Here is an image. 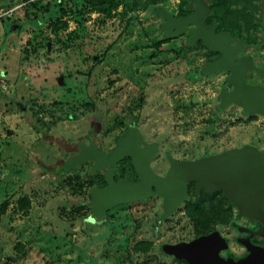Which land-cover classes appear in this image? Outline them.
Wrapping results in <instances>:
<instances>
[{"label":"rangeland","instance_id":"obj_1","mask_svg":"<svg viewBox=\"0 0 264 264\" xmlns=\"http://www.w3.org/2000/svg\"><path fill=\"white\" fill-rule=\"evenodd\" d=\"M99 1L0 0V264H182L160 246L194 239L192 223L181 208L158 223L160 197L90 218L87 181L100 174L87 177V163L74 172L61 165L91 136L107 153L134 126L157 146L149 165L159 176L165 155L264 150L263 117L217 110L225 74L200 75L208 56L198 42L186 48L184 34L162 36L154 9L175 17L185 0H112L109 17L98 14ZM261 39L257 29L237 56L260 68ZM246 82L264 86L252 72ZM227 204L221 194L212 201L213 226L238 255L232 237L244 222L232 208L221 223Z\"/></svg>","mask_w":264,"mask_h":264},{"label":"water","instance_id":"obj_2","mask_svg":"<svg viewBox=\"0 0 264 264\" xmlns=\"http://www.w3.org/2000/svg\"><path fill=\"white\" fill-rule=\"evenodd\" d=\"M186 2L188 14L182 17H174L162 8L154 9L161 20L159 30L162 36L167 38L184 34L182 46L189 48L200 42L206 50L217 54L199 73L206 77L225 74L223 83L229 90L218 91V111L234 106L244 116L264 118V86L246 82L249 72L264 79V62L257 68L250 55L237 56L243 41L226 32H215L217 24L214 21L205 24L209 11L203 0ZM260 24L262 39L258 51L264 50V3L260 10ZM93 138L88 140V144L79 142L76 153L61 165L64 171L74 172L79 166L90 164L87 177L101 172L104 187H93L88 192L90 200L87 206L93 221L103 220L106 212L114 207L158 196L161 199V213L157 222H162L189 199L188 186L193 184L194 197H198L200 191L207 195L221 193L235 210L236 219H246L259 227L252 231L237 228L238 232L247 234L246 238L235 239L245 250V255L241 257L228 253L227 241L217 230L187 242L163 244L160 246L161 252L185 264H264V248L249 242L252 236L264 238V150L244 145L195 160L181 161L165 155L168 168L163 176H159L152 172L149 165L158 148L155 144L144 143L134 126L128 127L116 139L115 147L107 153L98 150ZM124 158L130 161L135 181H114L112 169ZM221 252L226 256H220Z\"/></svg>","mask_w":264,"mask_h":264},{"label":"trees","instance_id":"obj_3","mask_svg":"<svg viewBox=\"0 0 264 264\" xmlns=\"http://www.w3.org/2000/svg\"><path fill=\"white\" fill-rule=\"evenodd\" d=\"M263 3L264 0H210L209 4L206 3L209 11V15L206 20L209 18L210 20H205V24L207 25L214 21L217 24L215 32H226L234 38L241 39L244 43L246 40L251 39L252 33H254L257 29H262L260 24V10ZM97 5L98 14L102 17H109L114 2L112 0H100ZM186 14H188L187 10H179L178 15L175 17H182ZM254 16L258 17V22L254 21ZM236 32L238 33L237 36L235 35ZM198 45L201 46L207 53L206 56H208V59L205 63H208L217 57V54L206 50L200 42H198ZM116 167H119L117 172L118 176H114V180H133L135 178L130 161L127 158L118 162ZM75 179L78 178L75 177ZM80 184L82 183L80 182ZM103 185L104 182L101 175L92 177L87 181V187L89 189L91 187H102ZM217 195H220V193L211 195L200 193L198 197H194L190 194L189 199L176 209L179 210L181 208L185 217H187L192 223L193 238L206 235L207 233L215 230L213 223L218 219H216L217 212L212 209V201ZM222 201H225L223 197ZM217 204H220V201H217ZM3 206L4 204H1L0 214L3 211ZM206 208L209 210L207 211ZM231 209L232 207L229 204H227L226 208L223 209L226 216L221 220L222 224L227 223L228 219L232 216ZM211 213L213 218L209 216ZM138 245L139 244H137V246ZM148 247L149 244L145 247H139V249L146 252ZM177 262L185 264L182 260H177Z\"/></svg>","mask_w":264,"mask_h":264},{"label":"flooded vegetation","instance_id":"obj_4","mask_svg":"<svg viewBox=\"0 0 264 264\" xmlns=\"http://www.w3.org/2000/svg\"><path fill=\"white\" fill-rule=\"evenodd\" d=\"M208 25V24H207ZM192 26H188L187 28H191ZM228 90H229V88H228ZM92 137V136H91ZM90 137V138H91ZM86 144H88V142L86 143ZM77 147V146H76ZM98 150H99V147H98ZM100 151V150H99ZM101 152V151H100ZM109 152V151H108ZM75 153H76V151H75ZM103 153V152H102ZM70 157V156H69ZM68 157V158H69ZM125 159V158H124ZM122 161V160H121ZM151 161V160H150ZM90 165V164H89ZM89 168V167H88ZM88 170V169H87ZM167 170V169H166ZM166 172V171H165ZM164 172V173H165ZM100 175H101V172H98ZM113 174V173H112ZM164 175V174H163ZM162 175V176H163ZM92 177V176H91ZM113 178H114V175H113ZM119 180H121V179H119ZM122 180H125V179H122ZM135 180H136V177H135ZM135 180H128V181H135ZM114 181H118V180H114ZM102 187H104V185L102 186ZM102 187H95V188H102ZM192 187H193V184H190L189 186H188V193H189V195L191 194L192 195ZM91 188H93V187H91ZM90 188V189H91ZM89 192V191H88ZM200 193H203L202 191H200ZM199 193V194H200ZM221 194V193H220ZM193 196V195H192ZM199 196V195H198ZM89 197V196H88ZM223 197V196H222ZM90 200V199H89ZM226 201V200H225ZM227 202V201H226ZM90 211V210H89ZM235 216V215H234ZM236 219V218H235ZM242 220H243V225L242 226H235L234 228H235V230H236V235L235 236H233L232 237V241L239 247V248H241V252L238 254V255H235V254H233L230 250H229V239H227V238H225V237H222L221 235V237L223 238V239H225L226 241H227V248H228V253L229 254H231V255H233L234 257H241V256H244L245 255V250H244V248L242 247V246H240V245H238L236 242H235V239H237V238H246L247 237V234L246 233H240V232H238L237 231V228L238 227H241V228H245V229H248V230H255V229H257L259 226L257 225V224H255V223H253V222H249V221H247L246 219H243V218H241ZM214 231V230H213ZM218 231V230H217ZM219 232V231H218ZM208 234V233H207ZM220 234V233H219ZM196 238V237H195ZM249 242L251 243V244H253V245H255V246H259V247H261V248H264V238H259V237H254V236H252V237H250L249 238ZM220 256H222V257H225L226 255H225V253L224 252H221L220 253Z\"/></svg>","mask_w":264,"mask_h":264}]
</instances>
